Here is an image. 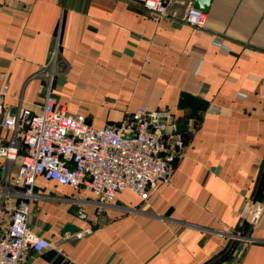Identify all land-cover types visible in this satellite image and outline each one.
<instances>
[{"label": "crops", "instance_id": "0c3cea01", "mask_svg": "<svg viewBox=\"0 0 264 264\" xmlns=\"http://www.w3.org/2000/svg\"><path fill=\"white\" fill-rule=\"evenodd\" d=\"M142 1L0 0V119L39 109L57 38L51 89L68 113L102 126L142 105L187 125L169 180L144 197L100 203L38 176L30 225L52 244L25 264H223L241 242L230 264H264V0H211L197 30L182 20L192 0L170 1L158 19ZM182 93L203 101L195 114L179 107ZM12 134L0 125V145ZM7 166L14 178L18 161L0 157V181Z\"/></svg>", "mask_w": 264, "mask_h": 264}, {"label": "built area", "instance_id": "2783aa9c", "mask_svg": "<svg viewBox=\"0 0 264 264\" xmlns=\"http://www.w3.org/2000/svg\"><path fill=\"white\" fill-rule=\"evenodd\" d=\"M170 1L143 0L142 5L158 19L168 15ZM182 20L201 29L205 12L189 2ZM213 42L222 45L219 39ZM57 48L56 38L39 70L48 77L39 109L18 107L14 112L5 111L0 119L1 126L13 131L11 138L0 145V157L18 161L14 178L7 166L0 181V264H25L28 250L51 247V240L37 234L29 220L30 201L38 195L33 190L38 176L74 189H89L98 202L111 203L119 191L130 190L144 197L160 181H168L184 151L175 120L165 109L140 105L120 121L102 126L68 113L51 89ZM7 89L4 79L1 92ZM2 210H7V221L2 219ZM261 210L257 205L254 218ZM77 216L87 218L84 205L77 208ZM91 232L92 227L87 225L74 235L82 237Z\"/></svg>", "mask_w": 264, "mask_h": 264}, {"label": "water", "instance_id": "95a60500", "mask_svg": "<svg viewBox=\"0 0 264 264\" xmlns=\"http://www.w3.org/2000/svg\"><path fill=\"white\" fill-rule=\"evenodd\" d=\"M210 1L211 0H192L193 2V5L202 9L203 11H207L208 10V7L210 5ZM202 100L199 99V98H196L192 95H189V94H186V93H182L181 95V98L179 100V107L183 108V107H189L190 110H191V113L192 114H195L196 113V110L197 108L199 107L200 104H202ZM12 112V111H11ZM14 112V111H13ZM175 125H176V130L178 131H182L183 129H186L187 128V125L184 124V123H179V121H176L175 122ZM262 201H264V197L262 198ZM73 229L75 230L76 227L71 225L70 223H67L65 226H64V229ZM251 226L248 230V232L246 233L247 237H249L248 235L250 234V230H251ZM243 245V242L240 243L239 247L237 248L236 252L234 253V255L229 259L227 260L226 262H224L223 264H230L233 260H235V258L239 255L240 253V250H241V247Z\"/></svg>", "mask_w": 264, "mask_h": 264}, {"label": "rangeland", "instance_id": "374dc122", "mask_svg": "<svg viewBox=\"0 0 264 264\" xmlns=\"http://www.w3.org/2000/svg\"><path fill=\"white\" fill-rule=\"evenodd\" d=\"M18 187H19V188H23L22 185H18ZM33 187H34V186H33ZM37 194H38V193H37ZM37 196H39V195H37ZM37 196H36V197H37ZM36 197H35V198H36ZM35 198L31 199V201L34 200ZM31 201H30V202H31ZM5 211H7V210H2V214H3V215L6 213ZM3 215H2V216H3ZM29 220H30V218H29Z\"/></svg>", "mask_w": 264, "mask_h": 264}]
</instances>
